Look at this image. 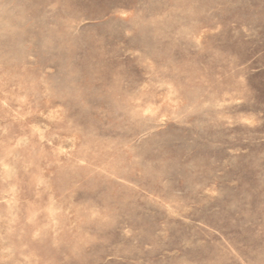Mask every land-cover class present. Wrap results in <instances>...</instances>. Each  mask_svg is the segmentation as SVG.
Listing matches in <instances>:
<instances>
[{"label": "rangeland", "instance_id": "1", "mask_svg": "<svg viewBox=\"0 0 264 264\" xmlns=\"http://www.w3.org/2000/svg\"><path fill=\"white\" fill-rule=\"evenodd\" d=\"M0 264H264V0H0Z\"/></svg>", "mask_w": 264, "mask_h": 264}]
</instances>
